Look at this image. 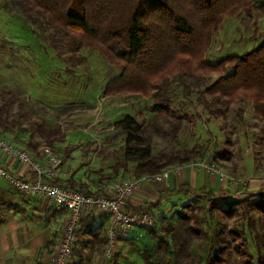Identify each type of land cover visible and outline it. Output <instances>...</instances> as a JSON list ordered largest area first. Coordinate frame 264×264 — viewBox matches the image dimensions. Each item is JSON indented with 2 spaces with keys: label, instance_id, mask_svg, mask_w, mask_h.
Listing matches in <instances>:
<instances>
[{
  "label": "rangeland",
  "instance_id": "rangeland-1",
  "mask_svg": "<svg viewBox=\"0 0 264 264\" xmlns=\"http://www.w3.org/2000/svg\"><path fill=\"white\" fill-rule=\"evenodd\" d=\"M21 2L0 0V103L4 95H12L10 119L23 114V127L32 129L42 122L61 125L67 135L55 147L46 145L40 134L35 135L33 141L39 145L41 153L49 146L62 154V162H66L67 167L81 169L98 179L110 177L109 182L134 177L131 170L115 175L112 167L122 160L125 137L114 123L130 114L150 127L155 154L198 146L203 155L197 157V161L218 154L214 162L235 180L251 176L253 170L242 168V161L253 154L259 155L255 158V171L264 176V122L255 115L252 103L237 101L220 108L208 107L199 101L198 91L215 81L219 73L208 74L205 80L177 75L172 86L175 105L167 118L157 113L152 95H106L105 86L120 75L122 68L110 63L99 50L79 46L77 39L49 24L43 16L23 8ZM254 2L253 11H243L224 20L205 54L207 62L216 63L229 54H243L263 42L264 0ZM182 79L192 84L190 90H185L180 83ZM154 123L161 129H156ZM0 135L25 148L30 138V132H22L14 125L6 132L0 131ZM247 197L253 201L257 196L217 194L216 209L210 212V197L192 195L173 216L158 221L152 228L157 233H150L145 244L140 246V241L136 244L141 249L149 248L159 241L158 237L175 243L177 239H173V235L177 230L171 234L167 231L174 228L179 215H185L201 234L192 238L188 248L191 256L184 258L185 263L201 264L226 242L230 251L227 264H241L235 250L240 244L253 254V264H257L254 235L264 233V217L248 207ZM3 205L1 207L6 208L7 204ZM130 210L134 208L130 206ZM231 231L240 233L239 240ZM130 250L129 258L133 259L136 249ZM177 258L172 248L169 264H178Z\"/></svg>",
  "mask_w": 264,
  "mask_h": 264
},
{
  "label": "trees",
  "instance_id": "trees-1",
  "mask_svg": "<svg viewBox=\"0 0 264 264\" xmlns=\"http://www.w3.org/2000/svg\"><path fill=\"white\" fill-rule=\"evenodd\" d=\"M21 5L77 39L79 46L99 50L110 63L122 68L120 75L105 86L106 95H152L155 97L157 113L168 118L175 105L172 86L177 75L205 80L208 74L219 73L220 76L215 81L198 91L199 101L208 107L220 108L237 101L252 103L255 115L264 122V40L243 54H229L216 63L205 60L213 37L224 20L238 16L243 11H253L254 0H22ZM180 83L185 90L191 89L192 84L183 79ZM12 99V95L2 97L1 132L8 131L10 125L16 126L22 132H30L26 147L32 150L36 158L41 154L39 145L33 141L37 133L46 145L53 147L65 139L67 133L59 124L53 126L42 122L29 129L22 125L23 114H19L16 119H10ZM182 113L187 115L183 111ZM114 126L125 134L122 160L112 165L115 175L122 170H131L133 176L159 173L175 164L196 162V158L203 155L198 146L155 154L154 134L150 127L130 114H125ZM153 126L161 129L158 123ZM217 157L218 154H214L210 158L215 161ZM74 176L75 171L57 182H67L72 187L89 191V184L76 181ZM111 179L101 177L99 181L104 183ZM100 191L99 187L89 192L96 194ZM174 191L208 196L211 201L209 211L216 209L217 194L210 189L181 185ZM250 200L249 197L245 200L248 207L264 217V192H259L253 201ZM0 204L6 205L3 201ZM160 204V201L146 203L141 210L154 209ZM2 205L0 224L4 222L5 208ZM166 219L167 217H162L159 222ZM156 226L157 223L148 226L149 232L156 234V229H152ZM174 229L178 232L173 235V239H177L175 243L165 237H158L159 241L149 248L141 249L139 245L133 244L145 264H169V252L172 248L178 257V264H188L184 262V258L191 256L189 245L194 236L201 235L200 230L192 226L189 217L185 215H179L174 228H169L167 234H171ZM230 233L239 240V232ZM254 240L258 254L257 264H264V233L256 232ZM177 246L180 251L176 250ZM235 250L241 264H253L254 256L244 245H237ZM229 254V246L225 242L224 246L209 254L201 264H227Z\"/></svg>",
  "mask_w": 264,
  "mask_h": 264
},
{
  "label": "crops",
  "instance_id": "crops-1",
  "mask_svg": "<svg viewBox=\"0 0 264 264\" xmlns=\"http://www.w3.org/2000/svg\"><path fill=\"white\" fill-rule=\"evenodd\" d=\"M43 158L41 153L39 159ZM252 155L242 161L251 176L234 179L230 176L220 177L219 173L209 167L197 165L196 162L180 165L178 172L172 173L163 181L145 182L130 198V206L140 209L146 203L161 204L154 209L144 208L155 215V223L162 217H171L181 205L186 204L192 193H178L181 185L192 188H206L216 194L228 192L232 196H258L264 192V176L255 171V158ZM211 159V158H210ZM212 161V160H211ZM245 162V163H244ZM244 163V164H243ZM0 166H3L22 177L32 173L17 160L0 152ZM75 171V180L87 182L89 191L99 189L100 178L88 176L81 169H71L62 162L60 179H65ZM248 186V188H246ZM177 195V196H176ZM186 195V196H185ZM0 197L7 204L3 211L4 222L0 224V264H52L56 246L62 237V231L68 215L65 209L55 208L52 201L37 194L21 193L14 190L4 179L0 178ZM109 217L106 213L90 212L82 217L78 239L72 255V262L77 264H145L140 263L141 256L129 258L130 248L140 241V246L150 239V228L136 229L133 237L121 240L118 250L107 260L104 252L107 245V228Z\"/></svg>",
  "mask_w": 264,
  "mask_h": 264
},
{
  "label": "built area",
  "instance_id": "built-area-1",
  "mask_svg": "<svg viewBox=\"0 0 264 264\" xmlns=\"http://www.w3.org/2000/svg\"><path fill=\"white\" fill-rule=\"evenodd\" d=\"M0 152L17 160L32 173V176L22 177L0 166V178L18 192L46 197L52 201L55 208L67 211L68 218L56 246L52 264L72 263L82 217L90 212L106 213L109 217L104 256L107 260L112 259L121 240L131 239L136 229L140 227L155 224V215L149 210L140 212L130 210L131 196L145 182L163 181L180 168V165H173L159 173H147L126 180L101 183V191L92 194L79 187H72L67 182H57L60 179L62 154H57L49 146L43 148V158L39 159L29 149L19 147L0 135ZM196 164L217 171L220 177H227L211 159H203Z\"/></svg>",
  "mask_w": 264,
  "mask_h": 264
}]
</instances>
